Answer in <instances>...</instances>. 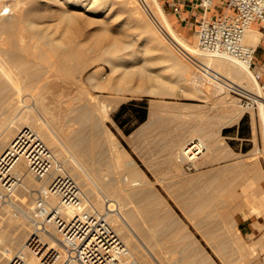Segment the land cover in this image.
Masks as SVG:
<instances>
[{"label":"bare ground","instance_id":"obj_1","mask_svg":"<svg viewBox=\"0 0 264 264\" xmlns=\"http://www.w3.org/2000/svg\"><path fill=\"white\" fill-rule=\"evenodd\" d=\"M94 1L90 3L88 0H11L8 5L12 7L6 6L8 7L7 10L0 12V28L6 32L3 43L5 45L1 44L3 40L0 43V264H8L11 257L17 252H23L27 264L37 263L38 257L29 251L25 243V240L30 237H34L36 242L44 244H54L56 241V230L49 224L41 225V219L36 216L35 212L38 197H42L48 206H56L58 204L57 196L46 194L49 184L58 175L71 178L79 189L81 198L98 211L106 214L115 231L128 246L133 259L142 264H157L155 261L156 253L154 254L156 250H153L154 252L150 250V252L145 248L146 246L140 245L130 226L131 223H137L135 213L142 210L136 200L145 194L144 188L150 181L145 173L146 171L138 165L135 158L126 149L116 147L118 140L115 139L113 133L103 122L108 107H105V102L104 104H99L102 98L94 99L88 89L79 86L80 88L73 96L75 102H67L69 104L63 106V102L68 101V98L58 97V89L53 90L54 87L56 88L53 80L57 75H60L59 73H74V56L76 55L77 57L80 53H83V49L88 46L94 51L89 56V59L93 60L92 62L99 57L105 61L112 62L111 73H106L103 66L96 67L89 72L87 78L94 87H104L102 84L105 82L112 84V87L117 90L139 94L152 91V86L155 84L159 85V87L173 84L179 90L187 88L185 91L193 88L198 90L200 87L198 88L195 85L196 83H193L195 81L203 89V85H205L203 84L205 83L203 81L204 75L197 68L192 70L190 64H187L182 55H180L182 53L188 58V53L195 52L196 41H189L183 34L177 32L158 0H131L133 4L129 8L136 10L138 8L137 4L145 5L144 7L159 24L157 28L179 53L174 51L170 45L165 44L166 42L162 36L159 37L154 31L153 34L157 36L159 42L163 43L164 46L160 47L157 42L154 46L149 45L147 47L148 42H145L141 43L137 48L132 46L133 42L129 39L124 45L122 44L128 47L127 53L117 51L120 49L121 44L114 39L107 42L103 41L99 44L95 43L94 45L80 42L81 40L76 39L74 35L68 34L64 38L50 36L49 32L55 30L56 26L53 29L54 26L52 27L49 25L50 23H46L47 19L57 14L56 17L58 19H64L68 23L74 18L77 20L85 17H88L91 21L93 17L86 12L95 13L98 11L99 8L95 6ZM4 7L3 4L0 5V11ZM118 27L123 30L127 27L126 22H121ZM125 33L130 35L129 32ZM257 34L259 35L260 32L257 33V30L248 27L243 35L244 43L253 46L257 42ZM145 37L148 40L147 36ZM45 45L50 48H48V52L51 49L55 51L54 58L48 57L49 54L47 56L44 54L46 49L43 47ZM33 46H38L39 50L35 51ZM155 49L157 53L153 51ZM154 53L157 56L153 55ZM35 56H41V58L51 61L48 65L52 66L53 69L48 68L47 65L44 67L42 64H36ZM198 56L199 59L201 57L202 61L206 63V66L212 67L220 74L223 73L229 76L228 80H226L227 82L223 81L221 77L220 79L223 82L215 84V89L218 92L212 94L211 89L210 92L213 96V101L210 102L211 107H215L222 102H228L225 94L229 89L238 90L253 97L256 80L252 73L236 60L226 56L205 53ZM87 59L86 56L77 59L75 68L80 70L81 66L86 65L84 63H86ZM162 59L170 60L174 67V73H176L175 77H167L168 79H166L162 73L153 69L156 64L152 63ZM225 88L226 92L223 94L225 96L218 97L219 93L225 91ZM48 93L53 94L60 101L55 108L50 107L45 101ZM119 99L121 97H118L116 101ZM80 101H85V104L80 103ZM156 104V102L150 103L148 109L149 118L144 125L154 124L157 119ZM258 104L260 121H262L261 124H263L264 129V100L260 99ZM40 111L45 113L46 117L44 119H39ZM232 112V109L219 112V120L206 119L205 122L202 120V116L207 115L205 110L197 111L198 116H200L199 121L193 128L191 127V135L196 134V136L192 137L190 135L189 138L186 137L187 139L180 141L176 147H173L174 149L171 152L173 160L170 161V164L173 167V173L182 174L181 180L179 179L180 184L175 183V179H168L169 176L167 177V175L163 174L158 175L157 180L167 182L165 186L170 191L180 185L185 187L191 183L195 176L186 173L184 165L187 164L193 168H198L202 161L211 157L214 149L213 145L216 146L214 144L215 141L212 142L213 140L211 141L205 137L207 132L205 134L203 132L206 130L214 131L215 129L212 128L217 127L220 123L219 121L222 122L221 118L233 115ZM62 114L67 117L64 122L60 120ZM238 115L237 113L231 116L232 120L238 119ZM87 122H89V127L85 129L87 125L85 127L84 125ZM143 128L147 127L144 126ZM135 137L134 139H136ZM102 146L103 150L101 149ZM142 146L144 150L139 151L138 155L145 163L151 166V162L155 158V152L146 148V145ZM168 154L170 155V153ZM116 157H119L124 163V166L122 165L123 167L120 169L116 166V162L115 166L117 169L108 162L109 159L116 160ZM157 157L156 162H158ZM170 159L167 160L169 161ZM166 169L169 171V168ZM253 170L255 179L258 180L263 174L262 170L258 166H255ZM166 171L164 170V172ZM171 172L172 170H170ZM188 186L186 189L189 191V200L200 204V207L196 209L184 208V212L195 214L200 211H208L209 213L217 208L215 202L212 203V201L204 199L207 196L206 193L197 187L191 190ZM150 196L149 203L161 201V198L159 199L153 194H150ZM254 199L256 203H263L264 191L259 190V192L255 193ZM178 201L180 202V200ZM209 206L211 207L208 208ZM230 214L227 212L225 215L215 216L214 214V216L198 217L194 223L204 225L209 222H220L224 225H230L234 222ZM144 218L148 222L150 230L156 224L167 225L172 220L168 209H165V213L162 216L150 214ZM185 235L184 233V237Z\"/></svg>","mask_w":264,"mask_h":264},{"label":"rangeland","instance_id":"obj_2","mask_svg":"<svg viewBox=\"0 0 264 264\" xmlns=\"http://www.w3.org/2000/svg\"><path fill=\"white\" fill-rule=\"evenodd\" d=\"M171 1L184 2L185 4L183 6L187 8L190 12H188L187 10L185 11L186 13H182L180 15L174 13ZM10 2L11 0H0V5L3 4L5 6L0 12H2L3 10H7V8L11 6L8 5ZM88 2L91 3L93 2V0H88ZM158 2L162 7L163 11L166 13L167 18L170 20L171 24L177 29V32L183 34L189 41L195 42L196 35L194 30L196 26V19L198 18L200 13L196 5V0H158ZM94 3L95 6L99 8L98 11H96L95 13H92L90 11L86 12L89 16L93 17L92 18L93 20L91 21L88 17H85L83 19H77V20L74 18V20H71L68 23V21L64 19H60V18L58 19V17H56L57 14L53 15L52 18L47 19L46 23L47 24L50 23L49 25L52 27L54 26L53 29L56 26L55 30L49 32L50 36L57 38H61V37L64 38V36L65 35L67 36L68 34L74 35L76 39L81 40L80 42L83 43L86 42L94 45L95 43L99 44L100 42L112 41L114 39V40H118L119 43L121 44L120 49H118L117 51L118 52L120 51L121 53H127L126 51H128V47H125L123 45L125 42L129 41V39L133 42L132 46L137 48L141 43H145V42L146 43L148 42L147 47H149V45L154 46L155 43L157 42L160 44V47L164 46L163 43L159 42L157 36L153 34L154 31V33H157L159 37L162 36L163 40L166 42L165 44L170 45V47H172L174 51L179 53V51H177L174 48V46L168 40H166V38L157 28V25L159 26V24L155 19H153V16L146 9V7H144L145 5L137 4L138 8H136L135 10L129 8V6L133 4L131 0H126V1L95 0ZM180 4L179 6H182V4L181 5ZM55 6L57 7V5ZM123 21L126 22L127 27L125 28L127 29L124 28L123 30H121L120 27L118 26ZM137 23H139V25H137ZM66 25L68 28L66 27ZM130 25L132 26L130 27ZM63 29L66 30V32H64ZM0 31H1L0 43L3 40L1 44L5 45L3 43L6 37L5 36L6 32L2 31L1 28ZM125 32H129L130 35L126 34ZM1 36L4 38H2ZM143 36L144 37L147 36L148 40L146 39V37L144 38ZM119 37L121 40L119 39ZM46 46L47 45L43 47L44 49H46L44 51V54L46 56L49 54L48 57L54 58L56 54L55 51L51 49V51L48 52L49 47L47 46L46 48ZM34 47L35 46H33V48ZM38 48L39 47L36 46L34 48L35 51H38L39 50ZM83 51H82L83 53H80L77 57L76 55L74 56V73L72 74L59 73L60 75L57 76L61 78L59 77L57 78V76L54 78L53 81H54V86H56V88L54 87L53 90L58 89L57 90L59 92L58 97L61 96L62 98H68L67 99L68 101L63 102V106L75 102L73 96L77 93L78 88L80 87L88 89L94 99L97 100L98 98H102V101L99 102V104L101 105L104 104L105 102V107H108L105 112L106 117L104 118L103 122L113 133L115 139L118 140V145L116 147H122L126 149V151L129 152L130 155L135 158V160L137 161L140 167H143V163L141 161V158L136 155V152L138 153L142 149L144 150V148H142L143 146L141 145L140 142L137 141L134 142L133 145L128 144L125 141L124 136L127 131H129L134 126L140 123L139 122L140 117L144 115L145 112L148 111L150 103L156 102L157 114L160 115V119L163 121L164 124H173L175 126H181L186 128H191V127L193 128L198 123L200 116H198L197 111L201 109L205 110V112L207 113L206 116L205 115L202 116L203 119L201 118L205 122L206 119L219 120L218 113L226 111L228 109L233 110L232 112L233 115L238 113L240 116L241 114H243L241 121H239V119L232 120L231 116L233 115H228L227 117L221 118L222 122L219 121L220 122L219 125H217V127L212 128L217 130L216 134L213 131H211V133H207L206 136L207 135L210 136V134H212V137L210 136L212 139H210L208 136L207 137L210 140H213L212 142H214L215 140L219 143L221 142L222 146L224 147V150L225 147L229 148L230 145L234 147H238V149L240 148L246 149V147H250V145H252L253 143V148H251V151L253 152L252 155L254 156L255 160H257L260 163L259 166H262L264 169V151H263L264 129H263V124H261L262 121H260L261 117L259 113V105L256 106L251 105L248 102L247 97L241 96V94L239 93L240 91L237 92L238 90L236 91L229 89L226 92V88H225V91H223L224 93L223 92L219 93L218 97L226 95L225 97H227L228 102H222L217 104L215 107H211L210 102L213 101L212 100L213 96L211 95V92H213L212 94H215L216 92H218V90L215 89V84L213 85V82L210 81H204L205 82L203 83L205 84L203 85V87L205 88V89L203 88L204 90L199 84H197V82L194 81L193 83L194 84L196 83L195 85L198 88L200 87L198 90H195L194 88L191 89L192 88L191 87L190 88L191 90L185 91L187 88L185 90H179L177 86L176 85L173 86V84H169V85L167 84L166 87H159V85L155 84L152 86V91L139 93V94H132L131 92L128 91L123 92L120 89L117 90L116 88L112 87V84L105 82L104 84H102L104 85V87H100V86L94 87L87 78L89 72H91L96 67L103 66L106 73H111L110 70H111L112 62L107 60L105 61L101 57L94 59V62H92L93 60L91 61V59H89V56L94 51L91 50V48L88 46L87 48H84ZM153 51L157 53L156 49ZM155 53L153 55L157 56V54ZM180 55H182V57L187 62V64H190L192 70L196 69V66L194 67V63L191 60H188V58L185 57L182 53H180ZM85 56L88 58L86 63H84L86 65L81 66L80 70H77L75 68V65H77L76 64L77 59ZM39 57L38 56L34 57L36 59V64H42V66L44 67H46L47 65L48 68L53 69L52 66L48 65L50 64L49 62L51 61L46 60L43 57L41 58V56ZM158 60L152 63V64H156V66H154L153 69L162 73L166 77V79H168L169 77L170 78L175 77L176 73H174V67L172 66L170 60L167 59L166 60L162 59L161 61ZM199 60H202L201 57ZM223 72L225 73V71ZM221 77L223 78V81H226L229 78L228 75L226 74L224 75L223 73L220 74V78ZM219 81L221 83L223 82L222 79H220ZM207 85L210 86L209 87L210 90ZM256 88H257V84L256 87L254 88V93L257 92ZM118 97H121V99L116 101ZM71 99L74 101H72ZM45 101L52 108L58 106V103L60 102L59 99L55 98L54 95L51 93H48V95L45 98ZM80 103L85 104V101L82 102L80 101ZM234 110L237 112H235ZM239 111L241 112L239 113ZM214 113H216V115H214ZM39 115H40L39 119L40 118L44 119L46 117L45 113L42 111L39 112ZM41 115H43L44 117ZM66 119L67 117L63 116V114L60 116V120L62 122H64ZM237 125L239 126L238 128L236 127ZM221 126H222V132L220 131ZM84 127L85 129L88 128L89 122H87V124H85ZM215 135H216V139L214 140ZM191 136L195 137L196 134H193ZM247 137H249V139ZM134 145L135 146L138 145V147H135ZM156 146L157 145L153 143L146 144V148L153 150L156 148ZM101 149L103 150V146L101 147ZM115 159L116 160L114 159L108 160V162H110V165L115 168L116 166L119 169L122 168L124 166V163H122L119 157L118 158L116 157ZM184 166L186 167V170L189 172L195 169L191 166H188L187 164ZM147 176L150 179V181L144 188L145 194L143 196H140V198H137L136 200L139 203V206L142 210L135 213L137 223L135 224L131 223L130 226L135 236L137 237L140 245H142L143 247L146 246L145 248L148 249L149 251L152 250V252L156 250L154 254L156 253L155 261L157 264H264V254H262L261 247H259L257 244L255 246L252 245L246 246L244 249L245 253H243L242 255H238L237 244L235 242L236 238L232 236V233L228 236H224L222 234L224 227L221 225L222 223L209 222L204 225L203 224L197 225L196 223H194L195 220L198 219V217L200 218L209 215L214 216V214L215 216H218L220 214L222 215L227 214L225 212V209L226 208L230 209L231 205H233L234 202H235L234 205L236 204L237 198L235 196L236 191L234 189L233 190L229 189L228 190L229 192L224 191L223 193L221 192L219 194L216 192L214 196H206L204 199L212 201V203L215 202L217 204L216 206L218 209L216 208L213 212H209V213L208 211H203V212L200 211L197 212L198 213L197 215V213L194 214V213H190V212L188 213L182 211V209L184 208L196 209L200 207L199 206L200 204L191 202L189 200V196H188L189 191L187 189H184L182 187L183 185H180L178 188L170 191L165 186L167 182L161 180H153L151 173H148ZM175 183L180 184V182H175ZM150 194H153L155 197L157 196V198L159 199L161 198L160 199L161 201L149 203V200L151 199V196L149 197ZM178 200H180V202ZM253 204L254 207L252 208V211L256 213L264 214L263 213L264 203L263 204L261 202L256 203L255 201ZM210 207L211 206H209L208 208ZM165 209H168L169 215L171 216L172 220L170 221V223H168L167 225L156 224L152 226V230H150L151 228L148 226V222H146L144 217L150 214L162 216V214L164 215L165 213ZM141 215L143 216L142 219H141ZM230 215H236V214L231 213ZM184 233L186 234L185 237H184ZM155 234L158 236H156ZM184 242H186L187 244ZM151 244L153 245L155 244V246Z\"/></svg>","mask_w":264,"mask_h":264},{"label":"built area","instance_id":"obj_3","mask_svg":"<svg viewBox=\"0 0 264 264\" xmlns=\"http://www.w3.org/2000/svg\"><path fill=\"white\" fill-rule=\"evenodd\" d=\"M196 4L202 12L194 30L196 49L188 53V59L204 75L203 81L214 84L221 83L220 73L206 66L198 55L205 53L236 60L252 73L257 92L250 97L236 91L247 97L251 105H259V100H264V80L253 70L254 47L244 43L243 35L253 21L264 20V0H221V6L216 0H196ZM46 194L57 196L58 204L48 206L38 197L35 213L41 225H51L57 235L54 244L36 242L34 237L25 240L29 251L38 257L35 264H142L133 259L106 214L81 198L71 178L58 175ZM8 264H27V261L23 252H17Z\"/></svg>","mask_w":264,"mask_h":264},{"label":"crops","instance_id":"obj_4","mask_svg":"<svg viewBox=\"0 0 264 264\" xmlns=\"http://www.w3.org/2000/svg\"><path fill=\"white\" fill-rule=\"evenodd\" d=\"M180 3L182 4V6H179ZM171 4L173 6L174 13H177L179 15L182 13H186L185 11L188 10L183 6L185 4L184 2L171 1ZM216 4H219V6H221V0H216ZM197 7L200 11V15L202 9L198 5ZM215 10L216 7H213L212 11ZM188 12L190 11L188 10ZM250 27L254 30H257V33L260 32L259 35L257 34V42L253 45V70L258 74L260 80H264V20H255L252 22ZM148 111L140 117L139 124L126 132L124 139L130 145H133V143L136 141L140 142L141 145H146L148 143L156 144V148L154 150L152 149L155 152V159L154 161H152L153 163L151 162V166H149V164L145 163L141 159L143 163L142 169L146 171L145 173L147 175L148 173H151L153 180H157V176L163 174L167 175V177L169 176L170 178L168 177V179H175V182H180L182 174L173 173V167L170 164V161L173 160L171 152L174 149L173 147H176L180 141L189 138L192 133V128L175 126L173 124H164L160 119L159 114H157V119L155 120L154 124L144 125V123L149 118ZM242 115L243 114H241L240 116L238 115L239 121L242 120ZM238 125L236 126L237 128L239 127ZM144 126L147 128L144 129ZM208 131L209 130L204 131L203 134H205L206 132L208 133ZM211 131L213 130H210L209 133H211ZM220 131L222 132V127H220ZM216 132L217 130H215V134ZM133 136L136 139H134ZM210 136L208 137L212 139V136ZM247 138L249 139V137ZM215 139L216 135L214 137V140ZM216 142L217 141L215 140L214 144H216V146L213 145L214 149L211 157L205 159V161H202L201 164H199L198 168H195L193 171L189 172L185 170L186 173L193 174L195 176L192 182L189 183L190 185L188 184L189 186H187L191 190L197 187L199 190H202L204 193H206L207 196H214L216 192L223 193L224 191H228L229 189H234L236 191L235 196L237 198L236 204L234 205V202L233 205H231L230 209H225V212L232 214L234 213L236 215H231V217L234 219V222L232 224H221L222 226H224L222 234L224 236H228L232 233V236L236 238L235 242L237 244L238 255H242L243 253H245L244 249L246 246H255L256 244L261 247V252L262 254H264V214L252 211V208L254 207V204L252 203L255 202V193L259 192V190L264 191V169L262 166H259L260 163L255 160L254 156L252 155L253 152L251 151V148H253V143L252 145H250V147H246V149H238V147L230 145L229 148L225 147L224 150L221 142ZM135 147H138V145H136ZM168 153H170V155ZM136 155L139 156L137 152ZM156 157L158 158V162H156ZM167 159L170 160L168 161ZM154 162H156L155 165H153ZM158 163H160L161 165ZM163 164L165 165L164 167ZM255 166L260 167L263 173L258 180L255 179L253 170ZM150 167H152L153 169ZM166 168H169V171ZM164 170H167L168 172H164ZM170 170H172L171 173ZM187 186L182 187L186 189Z\"/></svg>","mask_w":264,"mask_h":264}]
</instances>
